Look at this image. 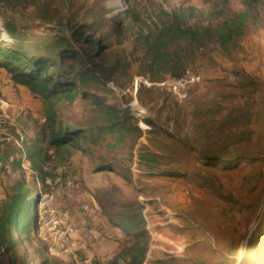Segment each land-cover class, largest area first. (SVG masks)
I'll return each instance as SVG.
<instances>
[{
  "label": "rangeland",
  "instance_id": "1",
  "mask_svg": "<svg viewBox=\"0 0 264 264\" xmlns=\"http://www.w3.org/2000/svg\"><path fill=\"white\" fill-rule=\"evenodd\" d=\"M245 12L225 43L168 41L201 79L184 100L156 86L174 76L149 63L139 29L176 18L217 32ZM80 26L98 45L77 46L116 65L114 81H83L65 61L73 85L45 100L5 67L1 48L55 57ZM0 161V207L33 201L0 264H264V217L250 231L264 206V0H0ZM45 195L69 212L63 239Z\"/></svg>",
  "mask_w": 264,
  "mask_h": 264
},
{
  "label": "trees",
  "instance_id": "2",
  "mask_svg": "<svg viewBox=\"0 0 264 264\" xmlns=\"http://www.w3.org/2000/svg\"><path fill=\"white\" fill-rule=\"evenodd\" d=\"M249 16L250 14L245 12L237 18L240 21L238 26L223 23L221 28L224 30L222 29L223 31H221L220 29L217 32L208 26L200 24L182 27L175 18L174 21L165 23L161 28H158L156 34L154 32L145 34L139 29L137 38L145 47V52L151 65H167V71L174 77H180L183 74L182 57L174 53L167 54L165 47L168 45V41L184 39L196 47H200L213 39H220L222 43H225L231 39L235 31H240L241 27L239 28V26H243L242 21H247ZM129 17L131 16H125L124 19L126 20ZM83 28V26H80L74 37L72 35L58 38L56 46L60 45V48L55 57L32 56L23 48H1V56L6 59L4 62L6 63L5 67L9 72L14 73L16 80L28 85L32 91L38 93L45 100H51L53 97L69 91L73 85L67 71L56 69L57 66H63L65 61L82 65L80 78L83 81H90L91 79L114 81V76L118 71L116 65L109 66L102 63L97 58L98 54H94L91 48L86 49L77 46L80 42L84 45H98L97 39L84 35ZM45 47L51 48L49 45ZM98 99V97L95 98V100ZM104 107L108 116L110 115L111 118L117 117L110 106ZM136 115L139 116L138 114ZM49 118L51 119V116ZM71 134V131L60 133L51 139V143H65L68 140V135ZM258 158H262L260 154H258ZM32 203L33 201L28 197L15 194L0 207V245L7 252L10 251L9 244L14 242L12 230L15 227V223H17L16 219H25L22 224L23 228L31 226L33 216H29V213ZM28 206H30V210H27ZM22 232L23 229H20L18 235H21ZM254 239V244L258 243L260 236L258 238L254 236ZM24 264L27 263L25 262ZM110 264H116V262Z\"/></svg>",
  "mask_w": 264,
  "mask_h": 264
},
{
  "label": "built area",
  "instance_id": "3",
  "mask_svg": "<svg viewBox=\"0 0 264 264\" xmlns=\"http://www.w3.org/2000/svg\"><path fill=\"white\" fill-rule=\"evenodd\" d=\"M201 81L200 77L189 71H186L180 77H170L156 82V86L166 90L176 101L180 102L184 100L188 91ZM138 83V82H137ZM148 83V82H147ZM152 83H149V86ZM2 163L0 161V169ZM45 212L49 217V221L52 223V228L60 229L58 231L61 239L72 234L73 230L69 223V212L66 210L57 211L53 206V197L45 195L44 197ZM74 244H72L73 246Z\"/></svg>",
  "mask_w": 264,
  "mask_h": 264
},
{
  "label": "water",
  "instance_id": "4",
  "mask_svg": "<svg viewBox=\"0 0 264 264\" xmlns=\"http://www.w3.org/2000/svg\"><path fill=\"white\" fill-rule=\"evenodd\" d=\"M263 217H264V206H263L262 212L260 214H258V216L256 217L255 222L250 229L251 232H254V231L257 232L260 230V228L262 226ZM239 264H240V262H239Z\"/></svg>",
  "mask_w": 264,
  "mask_h": 264
},
{
  "label": "bare ground",
  "instance_id": "5",
  "mask_svg": "<svg viewBox=\"0 0 264 264\" xmlns=\"http://www.w3.org/2000/svg\"><path fill=\"white\" fill-rule=\"evenodd\" d=\"M245 249H244V251H243V253H242V257H241V260H244V258H245Z\"/></svg>",
  "mask_w": 264,
  "mask_h": 264
}]
</instances>
